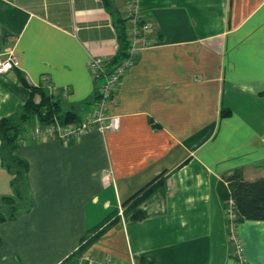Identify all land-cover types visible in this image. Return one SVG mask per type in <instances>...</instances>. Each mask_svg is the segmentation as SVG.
<instances>
[{"label": "crops", "instance_id": "crops-1", "mask_svg": "<svg viewBox=\"0 0 264 264\" xmlns=\"http://www.w3.org/2000/svg\"><path fill=\"white\" fill-rule=\"evenodd\" d=\"M108 1L0 0V58L17 61L0 74V118L47 76L66 89L60 109L79 120L98 83L88 59L114 55V19L134 3L153 25L108 105L116 130L90 128L64 144L29 135L36 118L25 123L13 154L28 165L31 204L0 223V264H73L86 253L119 264H235L223 175L264 178V0ZM10 179L0 162V198ZM234 233L247 264H264V220H242Z\"/></svg>", "mask_w": 264, "mask_h": 264}, {"label": "trees", "instance_id": "trees-1", "mask_svg": "<svg viewBox=\"0 0 264 264\" xmlns=\"http://www.w3.org/2000/svg\"><path fill=\"white\" fill-rule=\"evenodd\" d=\"M102 3L105 8L110 7L108 0H102ZM113 23L116 48L114 55L108 62L110 67L123 58L126 48L124 35L125 19L115 18ZM19 80L24 83L22 77H19ZM46 80L50 83L47 76H42L43 82L41 81L38 85H30L29 96L24 103L16 109L14 114L0 118V162L11 176V195L0 198V223L14 218L20 212L26 211L31 204L26 181L28 165L25 160L13 154V150L20 143L21 135L26 130L25 123L33 117L40 123H51L55 119L60 125H73L78 121L75 112L70 109L65 111L60 109L57 99L61 92L56 88L49 92L46 87ZM36 94L38 100L34 101L33 97ZM95 96L96 91L93 99ZM223 179L226 182L230 199L236 211V224L242 220H264V178L246 180L242 177L239 169H232L223 175ZM150 189L151 187L144 188L141 195L132 200L129 208H134L137 202ZM131 217L138 219L141 214L135 211ZM99 229L94 231L91 237L99 234ZM74 253L75 251L72 252V254Z\"/></svg>", "mask_w": 264, "mask_h": 264}, {"label": "built area", "instance_id": "built-area-1", "mask_svg": "<svg viewBox=\"0 0 264 264\" xmlns=\"http://www.w3.org/2000/svg\"><path fill=\"white\" fill-rule=\"evenodd\" d=\"M124 35L126 40L125 54L117 64L106 67L107 60L101 56H90L87 67L92 79L97 81L95 88L96 96L92 101V111L84 115L73 125H60L55 119L51 123H40L37 119L33 127L29 129V135L38 140L56 138L62 143L68 140H76L90 128L98 131H114L118 128V117L108 112V105L111 102L114 91L120 82L121 77L133 64L138 52L151 45L150 33L153 25L137 10L134 3L126 7ZM17 66L14 55L10 52L0 58V74ZM46 87L49 92L55 88L46 80ZM62 95L66 89H60ZM236 211L231 199L227 200L223 207V217L226 222V240L231 244L230 258L235 264H247L242 250V244L234 233L236 226ZM73 264H119L108 256L84 254Z\"/></svg>", "mask_w": 264, "mask_h": 264}]
</instances>
